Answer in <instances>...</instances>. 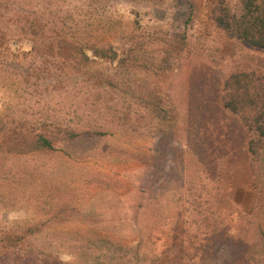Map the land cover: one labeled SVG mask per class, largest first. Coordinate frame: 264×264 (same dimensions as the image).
Here are the masks:
<instances>
[{
    "label": "rangeland",
    "instance_id": "rangeland-1",
    "mask_svg": "<svg viewBox=\"0 0 264 264\" xmlns=\"http://www.w3.org/2000/svg\"><path fill=\"white\" fill-rule=\"evenodd\" d=\"M83 1V41L107 57L0 72L4 124L58 133L56 149L0 153V233L38 227L51 264H264V172L221 99L231 72L264 73V48L218 28L215 0Z\"/></svg>",
    "mask_w": 264,
    "mask_h": 264
},
{
    "label": "trees",
    "instance_id": "trees-1",
    "mask_svg": "<svg viewBox=\"0 0 264 264\" xmlns=\"http://www.w3.org/2000/svg\"><path fill=\"white\" fill-rule=\"evenodd\" d=\"M73 2V9L64 13L57 0H0V72L18 75L14 71L19 66L17 61L32 56V65L35 66L25 73L27 77L33 71L41 75L51 66L87 74L86 68L95 58L107 57L110 48L83 41L84 13L79 10V4L85 1L72 0L69 4ZM210 14L216 26L230 36L264 48V0H239L236 5L231 0H215ZM69 19L73 25L66 22ZM70 34L81 37H71ZM15 38L32 41V50L13 51L11 42ZM60 52L62 65L56 63ZM38 60L43 66L36 65ZM29 80L25 79L26 82ZM35 84L41 86L39 82ZM221 99L223 106L237 115L249 131L247 150L252 157L253 169L260 175L264 172L260 171L264 168V73L245 69L231 72L224 79ZM57 134L26 130L17 124L6 125L0 119V153L28 154L53 150L56 149ZM34 229L29 226L24 233L22 230L0 233V261L4 264H51L52 256L40 251L30 238L36 234ZM52 263L63 264L59 259Z\"/></svg>",
    "mask_w": 264,
    "mask_h": 264
}]
</instances>
